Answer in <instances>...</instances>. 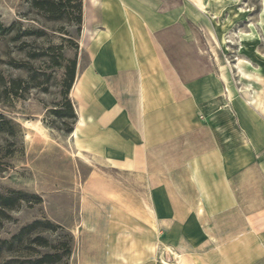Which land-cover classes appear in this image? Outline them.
Wrapping results in <instances>:
<instances>
[{"label": "crops", "instance_id": "obj_1", "mask_svg": "<svg viewBox=\"0 0 264 264\" xmlns=\"http://www.w3.org/2000/svg\"><path fill=\"white\" fill-rule=\"evenodd\" d=\"M182 6L84 1L77 152L122 188L153 264H264V117L223 89Z\"/></svg>", "mask_w": 264, "mask_h": 264}, {"label": "rangeland", "instance_id": "obj_2", "mask_svg": "<svg viewBox=\"0 0 264 264\" xmlns=\"http://www.w3.org/2000/svg\"><path fill=\"white\" fill-rule=\"evenodd\" d=\"M31 1L0 0V264L166 263L114 205L122 188L77 152L73 84L75 119L55 114L65 113V68L74 61L76 76L89 60L85 0L80 26L73 10L57 19ZM182 2L223 89L264 117V0Z\"/></svg>", "mask_w": 264, "mask_h": 264}, {"label": "trees", "instance_id": "obj_3", "mask_svg": "<svg viewBox=\"0 0 264 264\" xmlns=\"http://www.w3.org/2000/svg\"><path fill=\"white\" fill-rule=\"evenodd\" d=\"M82 2L83 0H32L31 5L35 10L51 15L57 19H61L63 17V10L65 8H69L74 11L75 17L72 22L80 26L82 24ZM75 66V62L71 61L65 68V78L63 81L64 100L62 103V106L65 108V113H58L54 111L56 112L55 114H61L62 117H67L69 119H75L72 107L69 101L66 99V96L68 95L74 82ZM68 132L70 133L71 129H69Z\"/></svg>", "mask_w": 264, "mask_h": 264}, {"label": "bare ground", "instance_id": "obj_4", "mask_svg": "<svg viewBox=\"0 0 264 264\" xmlns=\"http://www.w3.org/2000/svg\"><path fill=\"white\" fill-rule=\"evenodd\" d=\"M75 93V92H74Z\"/></svg>", "mask_w": 264, "mask_h": 264}]
</instances>
